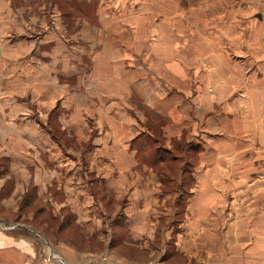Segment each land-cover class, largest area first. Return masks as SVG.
Instances as JSON below:
<instances>
[{
  "label": "crops",
  "instance_id": "crops-1",
  "mask_svg": "<svg viewBox=\"0 0 264 264\" xmlns=\"http://www.w3.org/2000/svg\"><path fill=\"white\" fill-rule=\"evenodd\" d=\"M118 18H98L100 31L113 21L120 26V32L112 29L106 33L99 32V41L95 42L89 30L92 19L86 21L84 18L85 25L78 37L70 35V40L80 41L74 44L66 45L58 31L44 30L40 46L36 49L38 57L22 59L21 63L12 62L9 56L5 59L4 46L0 48V85L16 86L19 80L20 86H29L28 75L31 73L28 74V70L41 75L42 80L36 87L42 93L36 104L45 106L53 103L58 114L63 112L68 117L70 128L77 130L78 126L83 127L86 140L94 144L88 153L90 155L84 158L99 165L100 177L89 179L87 176L68 175L58 178L53 169L54 173L44 183L58 189L61 186L63 195L69 198L72 206L71 214L86 217V223L94 212L93 183H98L100 189L105 190L109 185H115L118 195L114 199L127 197L128 202L121 212L124 224H135L138 217L144 220L147 215L160 213L150 208H154L159 200H171L174 194L164 189V182L158 174L151 173L154 165L143 154L146 147L142 146V141L156 140L141 118L147 111L154 119L164 121L160 130L167 149L177 141L197 148L195 168L187 177L191 186L183 191L187 205L180 224L181 234L205 231L211 225V229L205 232H212L214 243H247L245 249L248 248V254L260 255L256 263L264 264V125L260 117H256L247 80L244 94H237L242 83L237 79L238 67L242 64L222 48L221 33L212 31L213 27L209 29L202 24L196 33L188 36H196L202 45L196 54L199 59L194 61L191 58L194 54H190L185 46L179 49L174 45L173 41L183 37L173 33L171 18L163 20L161 24L166 26L161 27L160 24L157 27L159 32L155 29L146 33L144 38L135 32L124 31L125 23L135 24L137 30L141 16H133L128 21L125 17ZM51 20L53 24L58 23L55 17ZM44 21L42 18V23ZM185 23L188 29V23ZM126 34L136 41L132 46L124 43ZM142 39L145 44L139 42ZM159 40L163 42H156ZM94 44H100V48H93ZM26 48L31 49L29 46ZM11 49L10 45L8 50ZM8 98L11 102L20 101L22 106L18 110L12 107L8 113L0 106V128L3 127L0 134L22 135L27 139L31 132L30 135L43 141L42 146L39 143L40 150L49 159L52 157L50 161L56 162L54 158L58 157L60 150L51 144L46 132L32 119L28 102L14 98L12 94ZM32 125L35 128L28 130ZM140 129L143 131L138 132ZM254 158H259L260 169L254 164ZM138 168L146 174H108V169L120 173ZM180 179L178 184L181 185L184 178L181 176ZM176 192L178 198L183 197L178 188ZM237 200L247 202L240 206ZM225 201H228L227 212L231 216L241 214L245 218L240 221L231 219L226 228L220 223L223 213L226 214L222 208ZM130 230L142 232L138 228ZM109 240L107 238L105 244L110 243ZM245 254L240 261L251 264ZM231 259L228 257L229 264H237L235 258L234 261ZM225 262L224 257L217 261L218 264Z\"/></svg>",
  "mask_w": 264,
  "mask_h": 264
},
{
  "label": "rangeland",
  "instance_id": "rangeland-1",
  "mask_svg": "<svg viewBox=\"0 0 264 264\" xmlns=\"http://www.w3.org/2000/svg\"><path fill=\"white\" fill-rule=\"evenodd\" d=\"M101 16L125 17L126 20L141 16L137 30L135 24L124 25L125 32H135L141 38L155 31L165 18L167 21L171 18L169 21L174 24L173 33L183 37L173 41L174 45L179 49L185 46L190 54H194L191 57L194 61L199 59L196 54L202 45L196 36H188L196 33L202 24L209 29L213 27L215 30L212 31L221 33L222 48L226 53L233 54L238 64H242V70L238 67L237 79L242 83L237 88V94L244 92L247 80L256 117H260L264 125V0H0V48L4 46L5 59L9 56L12 62L21 63L22 59L26 61L38 57L36 49L40 46L44 30L58 31L66 45L80 42L70 40V35L79 36L85 25L84 18H87L86 21L92 19L89 30L94 42L99 41V32L120 30V26L110 21L104 25L105 30L100 31L101 22L98 18ZM53 17L58 19V23L53 24ZM42 18H45L44 23ZM135 42L126 34L125 44L132 46ZM139 42L146 43L143 39ZM10 45L12 49L8 50ZM93 46L100 48V44ZM28 72L31 73L28 75L29 86H20L19 80L16 86L0 85V106L5 113L12 107L20 109V101L11 102L9 94L28 102L32 119L60 152L54 158L56 162H53L50 161L52 157L49 159L39 148L43 141L38 136L30 135L31 132L27 139L22 135L14 137L0 134V264H218V259L223 257L226 260L224 264H229L228 257L235 258L237 264H243L244 261L240 259L245 253L251 264H257L256 259L260 255L248 254V248L245 249L247 243H214L212 232H205L211 229V225L205 231L181 234L180 224L187 205L183 191L191 186L187 177L195 168L197 148L177 141L167 149L160 130L164 121L154 119L147 111L141 118L156 140L142 141V146L146 147L143 154L154 165L151 173L162 178L164 189L172 191L173 198L159 200L154 208H150L160 212L157 215H147L144 220L138 217L135 224H124L121 212L128 202L127 197L114 199L118 195L117 189L113 187L115 185H109V189L105 190L100 189L98 183H93L94 212L88 218L89 221L86 223V217L73 216L69 198L62 193L64 189L44 181L51 177L53 169L58 178L68 175L87 176L89 179L100 177L99 165L84 158L90 155L88 153L94 144L86 140L83 127L78 126L77 130L70 128L68 117L63 112L58 114L57 106L53 103L45 106L36 104L42 93L36 85L42 76L30 70ZM2 86L5 87L2 89ZM244 110L242 107L241 111ZM33 125L28 130H33ZM141 131L143 129L138 132ZM69 160V163H73L68 164ZM258 161L259 158L255 159L254 164L260 169ZM108 171L110 176L146 174L140 172L139 168L120 173L114 169ZM181 176L184 183L180 185ZM176 188L182 191L183 197H177ZM236 202L241 206L245 200ZM225 203L222 208L226 214L223 213L224 217L220 219L222 227L226 228L232 222L231 219H245L241 214L231 216L227 212L228 201ZM254 207L257 209V206ZM100 210L103 214H100ZM130 217L133 219V215ZM133 228L141 229L142 232L130 230ZM107 238L110 243L105 244Z\"/></svg>",
  "mask_w": 264,
  "mask_h": 264
},
{
  "label": "water",
  "instance_id": "water-1",
  "mask_svg": "<svg viewBox=\"0 0 264 264\" xmlns=\"http://www.w3.org/2000/svg\"><path fill=\"white\" fill-rule=\"evenodd\" d=\"M259 16V15H258Z\"/></svg>",
  "mask_w": 264,
  "mask_h": 264
}]
</instances>
